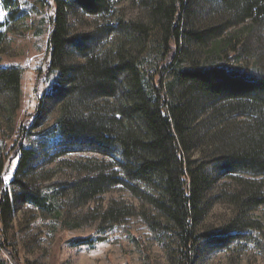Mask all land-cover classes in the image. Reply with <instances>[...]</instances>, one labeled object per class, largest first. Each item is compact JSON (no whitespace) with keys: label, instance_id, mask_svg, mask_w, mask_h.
Returning a JSON list of instances; mask_svg holds the SVG:
<instances>
[{"label":"trees","instance_id":"16d2710c","mask_svg":"<svg viewBox=\"0 0 264 264\" xmlns=\"http://www.w3.org/2000/svg\"><path fill=\"white\" fill-rule=\"evenodd\" d=\"M0 1L6 11L16 6ZM53 4L47 51L57 78L48 99L58 115L45 133L58 137L59 155L100 158L64 161L70 177L36 186V152L19 145L11 180L19 197L0 195V223H9L18 199L70 229L139 219L169 264H195L205 245L239 264L241 250L228 249L242 241L264 262V47L251 38L264 30V0ZM82 16L93 21L75 32L71 19ZM20 82V68L0 64V118L19 109ZM116 188L135 203L111 198L103 206L102 195ZM215 203L231 207L218 236L199 229ZM4 253L20 264L0 236V264H8Z\"/></svg>","mask_w":264,"mask_h":264},{"label":"rangeland","instance_id":"374dc122","mask_svg":"<svg viewBox=\"0 0 264 264\" xmlns=\"http://www.w3.org/2000/svg\"><path fill=\"white\" fill-rule=\"evenodd\" d=\"M15 1L16 6H11L8 11L0 1V64L21 70L19 109L10 121L0 118V195L7 192L19 197L17 188L11 184L19 145L31 147L36 152L37 160L30 174L36 186L64 182L70 177L72 172L64 161L100 156L89 153L59 155L58 137L54 131L45 133L55 125L58 115L57 103L48 99L57 78V71L49 69L47 51L54 4L53 0ZM120 7L125 8L127 18L135 17L136 12L127 4ZM92 21L93 18L86 16L71 19L72 29L75 32L86 31ZM251 38L258 47H264L262 27L255 29ZM256 39H261L263 45H258ZM35 123L36 128L28 130ZM101 198L103 206L111 198L127 204L135 203L127 192L119 188L112 189ZM17 200L9 223L5 226L0 223V236L17 253L20 264H169L139 219H127L107 229H100L98 223L70 229L39 216L27 204ZM230 215V206L215 203L199 229L218 236ZM250 216L259 218L261 211H253ZM235 248L241 250L238 253L239 264H264L252 244L234 242L228 250ZM4 258L8 264H14L6 253ZM195 264H229V259L224 249L205 245Z\"/></svg>","mask_w":264,"mask_h":264}]
</instances>
